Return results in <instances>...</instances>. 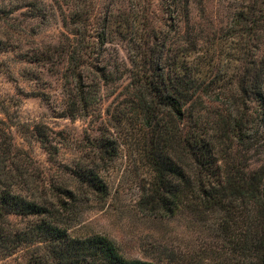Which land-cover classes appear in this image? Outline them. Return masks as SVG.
Instances as JSON below:
<instances>
[{
    "label": "rangeland",
    "instance_id": "obj_1",
    "mask_svg": "<svg viewBox=\"0 0 264 264\" xmlns=\"http://www.w3.org/2000/svg\"><path fill=\"white\" fill-rule=\"evenodd\" d=\"M231 3L193 0L187 19L185 10L178 17L166 11L165 0H0L2 148L12 134L31 181L61 187L74 184L72 169L90 156L97 139L113 138L119 145L114 160L96 162L108 186L106 197L75 185L72 234L106 235L125 257L154 264H252L221 232V214L194 212L186 208V201L171 217L144 207L152 188L147 150L151 135L143 137L141 117L125 95L130 51L119 33L127 13L135 17L144 10L148 28L160 37L151 38L149 29L144 34L155 45L156 60L162 56L169 65L182 63L186 48L198 41L200 56L207 50L212 55L215 49L218 72L233 74L241 63L234 44L226 39ZM64 12L82 15V22L71 27L76 35L64 26ZM108 15L116 22L103 41L99 34ZM74 47L87 54L81 76L91 85L89 112L75 99L79 77L67 53ZM245 157L253 167L264 158L253 149ZM10 219L19 225L27 222L20 216ZM33 252L35 247L22 246L10 256H0V264H25Z\"/></svg>",
    "mask_w": 264,
    "mask_h": 264
},
{
    "label": "trees",
    "instance_id": "obj_2",
    "mask_svg": "<svg viewBox=\"0 0 264 264\" xmlns=\"http://www.w3.org/2000/svg\"><path fill=\"white\" fill-rule=\"evenodd\" d=\"M192 1L165 0L166 11L178 17L185 10L189 19ZM231 1L226 39L234 44L241 63L233 74L218 72L215 49L212 55L207 50L200 56L198 41L186 48L182 63L169 65L162 56L156 60L155 45L144 38L150 26L147 14L127 13L119 25L121 32L117 28L130 51L125 95L141 117L143 137L151 135L147 150L152 188L144 207L171 217L186 201V208L194 212L221 214L220 230L230 236L234 250L252 264H264V158L253 167L245 157L251 149L264 156V0ZM135 11L140 12L137 7ZM63 16L68 32L76 35L71 27L82 22V15L64 12ZM111 16H106L99 34L103 41L116 22ZM149 30L151 38L160 39L154 28ZM67 53L79 77L76 102L89 112L91 85L81 76L87 54L75 47ZM1 138L2 133L0 256L33 246L36 252L25 264H154L125 257L106 235L70 232L78 202L75 185H86L104 197L108 194L96 162L117 157L116 139H97L87 160L72 169L74 184L58 187L46 180L32 182L12 134L5 150ZM12 215L27 222L19 225L10 219Z\"/></svg>",
    "mask_w": 264,
    "mask_h": 264
}]
</instances>
